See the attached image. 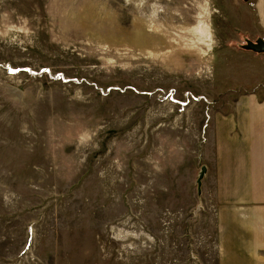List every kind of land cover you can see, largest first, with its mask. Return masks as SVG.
Listing matches in <instances>:
<instances>
[{"label":"rangeland","instance_id":"rangeland-1","mask_svg":"<svg viewBox=\"0 0 264 264\" xmlns=\"http://www.w3.org/2000/svg\"><path fill=\"white\" fill-rule=\"evenodd\" d=\"M263 8L0 0V264H220L264 200L240 191Z\"/></svg>","mask_w":264,"mask_h":264},{"label":"crops","instance_id":"crops-1","mask_svg":"<svg viewBox=\"0 0 264 264\" xmlns=\"http://www.w3.org/2000/svg\"><path fill=\"white\" fill-rule=\"evenodd\" d=\"M258 13L264 25V8L260 12L258 10ZM248 107L247 115L242 116V119L247 124V128L244 127L243 130L250 137L242 143L256 147H251L247 154L248 159L242 160L241 175L252 179L240 191L264 194V105ZM257 203L256 207L247 208L248 219L244 222L232 220L231 229L226 224V245L224 254L220 255V264H264V200Z\"/></svg>","mask_w":264,"mask_h":264},{"label":"water","instance_id":"water-1","mask_svg":"<svg viewBox=\"0 0 264 264\" xmlns=\"http://www.w3.org/2000/svg\"><path fill=\"white\" fill-rule=\"evenodd\" d=\"M246 48L250 51L257 52V53H263L264 52V41L259 40L257 43H248V46ZM206 172V169L202 170V173L200 175V179L198 181L199 188L201 187V181L204 177V174Z\"/></svg>","mask_w":264,"mask_h":264}]
</instances>
